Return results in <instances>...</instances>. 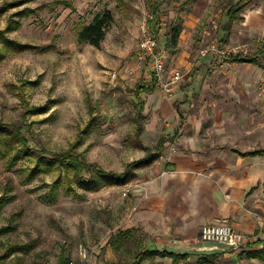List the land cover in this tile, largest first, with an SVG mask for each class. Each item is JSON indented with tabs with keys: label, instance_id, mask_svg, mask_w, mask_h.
Here are the masks:
<instances>
[{
	"label": "rangeland",
	"instance_id": "obj_1",
	"mask_svg": "<svg viewBox=\"0 0 264 264\" xmlns=\"http://www.w3.org/2000/svg\"><path fill=\"white\" fill-rule=\"evenodd\" d=\"M239 2L244 8L230 20ZM107 10L113 19L101 43L80 42L79 31ZM145 24L164 56L162 80L172 67L183 73L169 90L135 59ZM175 27L181 36L168 47ZM11 39L38 48L16 52L4 45ZM237 54L264 62V0H0V125L27 141L0 143V229H7L0 264H80V245L87 264H135L142 239L130 226L135 170L161 158L130 162L159 153L162 134L164 151L177 150L172 136L185 134L190 116L202 119V132H217V149L229 156L264 147V69L234 61ZM138 83L156 88L142 93L141 117ZM62 156L77 157L85 177L99 168L125 175L87 191L56 163ZM245 165L261 172L264 188V156ZM211 246L202 242L198 251Z\"/></svg>",
	"mask_w": 264,
	"mask_h": 264
},
{
	"label": "crops",
	"instance_id": "obj_2",
	"mask_svg": "<svg viewBox=\"0 0 264 264\" xmlns=\"http://www.w3.org/2000/svg\"><path fill=\"white\" fill-rule=\"evenodd\" d=\"M243 63L264 69V62ZM173 68L178 67L170 69ZM154 93L156 88L149 94ZM186 124L185 134L179 137L176 131L172 136V140L179 138L181 142L177 150L164 151L165 142L163 153L160 155V151L157 157L161 159L135 170L130 226L141 229V249L137 254L154 249L187 254L186 259L178 262L170 256H156L164 264H197L199 258L205 264L264 263L249 256L264 248L261 172L257 176L253 173L257 168L245 165L264 153L242 154L264 147L235 150L238 156L234 158L217 149V132H202L201 118L190 116ZM206 224H229L245 234L244 243L238 249L211 246V250L199 252L203 242L200 230ZM137 259L140 257L134 258L135 264Z\"/></svg>",
	"mask_w": 264,
	"mask_h": 264
},
{
	"label": "trees",
	"instance_id": "obj_3",
	"mask_svg": "<svg viewBox=\"0 0 264 264\" xmlns=\"http://www.w3.org/2000/svg\"><path fill=\"white\" fill-rule=\"evenodd\" d=\"M243 8H244V5L241 4L240 2L237 3L236 5H233L229 11L230 20L236 16V12L241 11ZM112 19H113V16L110 10H107L102 14H97L88 25H85L79 31V34H78L79 41L88 42L94 46H98L101 43V41L104 39L106 30L109 27ZM180 32H181L180 27H175L173 29L172 35L169 36L167 39V45L169 47H174L177 45ZM14 44L19 47V48H14V51L16 52L29 50L31 48H34V49L38 48L37 46L32 47L29 44H28L29 46H27V44L16 42V41H13L12 39L9 41L4 40V45L8 46V45H14ZM233 60L236 62H256V63L259 62L260 63L258 57L252 54L251 55L237 54L233 58ZM261 64L264 67V63H261ZM154 89H155L154 85H144V84L141 85L140 83L136 85L135 91H136V97L139 103V113H138L139 117L143 115L142 112L145 107V102L141 96L142 93H152ZM88 129L85 130V132L88 131ZM15 135L20 138V142L23 145H27V141L25 140L24 136L19 132V130L12 131L8 127L4 125H0V143L3 142L6 145H10L11 142L14 141L13 137H15ZM166 141H167V138L164 135H161L160 138L158 139L157 145L160 151H162V149L164 148V143ZM263 153H264V149H259V150L249 151L247 153H242V154L255 156V155H260ZM61 155H65V154H61ZM157 157H159V153L149 154L145 160H142V159L134 160L130 162L127 166L128 168H133V167L137 168L140 165H142L144 162L150 163L154 158H157ZM56 163L69 166L73 170V172H75L78 185L87 191L97 190L100 187V185L103 183L102 181H104V179H107V180H117L118 178L123 179L122 177H124L125 175V173H117L114 171H107L102 168H99L96 170L95 174L89 177H85L83 175V171L86 166H84L83 163L75 156H68L67 158L66 156H62V161L58 160ZM48 165H50V163ZM47 167L45 169H48ZM56 184L57 185L59 184V180L56 181ZM6 230H7L6 228H1L0 234L4 233ZM153 256H161V257L170 256L173 258L174 262H178V261H181L187 258V254H180L176 252H170L167 250H157V249L145 250L144 252L139 254V257L141 259L146 258V257H153ZM249 256L264 260V248L258 251L251 252ZM62 257H63V254H62ZM197 264H205V260L202 258H199Z\"/></svg>",
	"mask_w": 264,
	"mask_h": 264
},
{
	"label": "built area",
	"instance_id": "obj_4",
	"mask_svg": "<svg viewBox=\"0 0 264 264\" xmlns=\"http://www.w3.org/2000/svg\"><path fill=\"white\" fill-rule=\"evenodd\" d=\"M149 17H154L150 15ZM207 49L202 50L201 53L206 54ZM136 61L140 63L150 64L153 70L160 74V81L163 89H170V85L179 82L183 73L179 68H173L169 71L168 80H162V74L165 71V60L163 54L159 50L158 39L155 31L149 24H145L142 34L136 47ZM116 73H113V77ZM128 192V189H127ZM126 193V192H125ZM245 234L229 224H206L200 230V239L203 242L212 243V247H218L219 245L238 249L244 243ZM79 260L80 264H87L89 261V255L87 249L80 245L79 248Z\"/></svg>",
	"mask_w": 264,
	"mask_h": 264
}]
</instances>
